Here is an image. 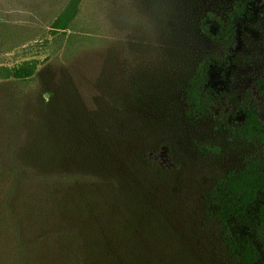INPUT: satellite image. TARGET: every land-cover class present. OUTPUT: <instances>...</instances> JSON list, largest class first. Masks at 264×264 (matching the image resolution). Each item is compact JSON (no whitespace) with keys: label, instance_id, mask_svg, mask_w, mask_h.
I'll use <instances>...</instances> for the list:
<instances>
[{"label":"rangeland","instance_id":"rangeland-1","mask_svg":"<svg viewBox=\"0 0 264 264\" xmlns=\"http://www.w3.org/2000/svg\"><path fill=\"white\" fill-rule=\"evenodd\" d=\"M229 46L264 120V0H0V264H240L203 200L259 147L186 95Z\"/></svg>","mask_w":264,"mask_h":264},{"label":"trees","instance_id":"trees-1","mask_svg":"<svg viewBox=\"0 0 264 264\" xmlns=\"http://www.w3.org/2000/svg\"><path fill=\"white\" fill-rule=\"evenodd\" d=\"M248 13L246 3L230 10L224 18L225 28L220 32L232 28L233 18L243 28ZM207 20L203 18L202 21ZM221 37L224 38L222 33L216 36L217 39ZM233 48L229 46L225 55H209L201 62L187 89V103L190 112H205L216 119L219 130H227L234 137L259 147L257 155L247 158L242 169L228 172L205 194L203 201L207 214L220 221L223 242L233 258L240 264H264V120L260 115L261 104L246 90L233 108L230 94L216 89L210 80L212 70L220 79H226ZM36 70L35 63L24 62L11 71L13 78L25 80L32 78ZM256 84L264 89V81L257 80ZM12 231V239L20 242L24 232L19 224L14 223Z\"/></svg>","mask_w":264,"mask_h":264}]
</instances>
